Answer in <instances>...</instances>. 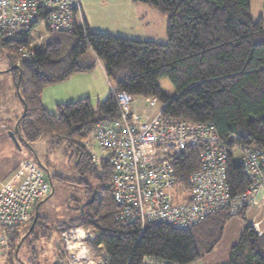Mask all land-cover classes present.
Listing matches in <instances>:
<instances>
[{
	"label": "trees",
	"instance_id": "16d2710c",
	"mask_svg": "<svg viewBox=\"0 0 264 264\" xmlns=\"http://www.w3.org/2000/svg\"><path fill=\"white\" fill-rule=\"evenodd\" d=\"M132 1L166 17V44L94 33L85 24L70 34H52L48 42L32 50L30 59L17 65L19 49L28 44L30 31L42 18L14 37L0 33V48L8 50L13 86L26 111L17 119L18 133L26 145L46 135L53 139L54 146L64 142L74 151V170L81 180L70 183L85 189V201L78 206V217L58 225L57 233L73 228L91 231V250L103 252V264H142L143 257L165 264H192L211 254L222 239L226 223L233 217H243L252 205L234 214L228 210L216 212L191 230L160 223L143 228L138 223L124 225L109 189L112 155L102 153L95 163L86 146L88 135L95 125L118 120L113 93L156 99L163 105L161 115L170 121L214 125L229 156L225 180L228 192L232 197L240 195L248 179L234 162V147L240 151L238 161L245 146L264 153V23L253 21L249 0ZM87 52L92 53L94 61L82 58ZM95 62L103 66L110 83L107 99L96 106L86 98L59 103L54 114L44 108L45 86L63 82L75 73L89 72ZM160 78L172 84L174 98L162 93L157 83ZM202 152L199 144L188 146L176 161L174 169L182 190L187 188L190 174L198 169ZM33 216L31 212L29 224ZM45 222L38 214L27 237H32L31 242L38 240V233L40 238L46 237L44 232H36L45 227ZM19 228L13 231L7 253L10 256L23 236ZM228 264H264V235H258L253 226H245L239 242L230 250Z\"/></svg>",
	"mask_w": 264,
	"mask_h": 264
},
{
	"label": "built area",
	"instance_id": "2783aa9c",
	"mask_svg": "<svg viewBox=\"0 0 264 264\" xmlns=\"http://www.w3.org/2000/svg\"><path fill=\"white\" fill-rule=\"evenodd\" d=\"M74 9H79L76 0H0V33L7 37L22 34L39 18L52 33H70L75 26ZM19 51L22 57L32 56L30 49L22 47ZM114 101L118 120L95 125L86 146L112 155L109 189L124 225L138 223L143 228L160 223L191 230L216 212L234 214L254 205L264 193L262 151L241 148L237 164L248 185L243 193L232 197L225 182L229 156L212 123L191 125L170 121L161 114L145 123L132 113L129 94L115 93ZM198 144L203 148L199 167L182 190L174 165L186 147ZM99 159L93 155L95 163ZM19 171L25 176L17 188L0 185V250L4 253L11 249L14 229L30 221L34 206L50 191L49 182L35 163L24 161ZM59 241L67 264H103L91 250V231H63ZM143 264H150L149 259L145 257Z\"/></svg>",
	"mask_w": 264,
	"mask_h": 264
},
{
	"label": "rangeland",
	"instance_id": "374dc122",
	"mask_svg": "<svg viewBox=\"0 0 264 264\" xmlns=\"http://www.w3.org/2000/svg\"><path fill=\"white\" fill-rule=\"evenodd\" d=\"M263 1L264 0H249L250 14L253 21L262 20L264 23ZM76 2L79 4V9H74L73 11L72 19L75 26L70 33H72L77 26L82 28L86 24L82 19L83 10L84 16L88 18L87 21L89 22V26L95 31H111L110 33L116 31L121 35L126 34L120 37H130L129 39L136 41H154L160 44L167 43V19L148 5L134 3L132 0H76ZM128 7H131V9H128ZM117 12H120L121 15H124V12H126V15H128L130 19L129 21L133 22L134 26L130 22H123L122 19L115 22L113 18H110L112 13ZM114 25H116L115 28H113ZM90 32L94 31L90 30ZM52 34L57 33L48 31L44 21L39 22V24L30 31L28 44L24 48L32 51L48 42ZM7 53L8 50L0 48V185H5L3 182L9 180V177L12 175V169H15V175L18 169H20V164L22 162L30 161L35 163L43 172L45 179L50 184V191L46 197L39 201L37 208V214L45 218L46 222L45 227L42 230L36 229V232L42 231L46 237L40 238L41 234L38 233V240L31 242L32 237L27 238V236V239H24L17 251L16 256L15 253L10 256L0 250V264H58L59 260L57 253L61 252L62 256L63 254L62 246L59 241V233L56 232V227L58 225H66L70 220L78 217L79 211L77 209L78 206L80 207V205L84 204L85 189L71 184L79 183L81 176L74 170L76 164L74 151L67 149V145L64 142L54 146L53 139H51L50 136L44 135L31 145H26L20 141L18 148L8 136V132L13 130L17 118L23 114L24 110L23 103L18 96H16V91L13 86V80L9 72L13 64L9 60ZM20 53L21 55L17 65L20 64V61H27L30 59V57H22V51H20ZM82 58L87 62L94 61L91 52H87ZM97 64L103 67L100 63L95 62L94 66H96L97 70H100ZM93 72L94 70L90 71L92 75ZM102 76L104 78L103 72ZM65 81L64 83L67 84H62L63 82H60L50 86L52 88H49V85L43 88L42 104L48 112L54 114L55 106L57 105L54 104L51 97H49V89H66L65 87L67 85L74 83L72 82L74 80H67L69 82ZM93 83L95 87L99 86L96 79H93ZM103 83L107 89L103 99H95L92 85L87 83V90L81 86V91L76 93L74 100H72L73 97L69 96L70 93L64 95L63 98L65 101L62 104L82 99L80 96L83 95V98L88 99L90 103H92V106H96L98 102L107 99L110 94V83L107 84L104 79ZM157 83L164 95L169 98H174L175 90L167 78H160ZM81 84L82 82L79 83V85ZM63 91L65 92L66 90ZM114 94L115 93H113V95ZM130 105L132 112L144 121L158 115L163 108V105L156 99H146L136 96L132 97ZM92 153L98 157L102 156L98 149L93 148ZM239 156V149L234 147L233 159L235 163L238 162ZM22 174L25 176L24 172H22ZM58 178L63 179L64 183L59 181ZM263 195L264 193H260L258 198L260 199ZM257 203L259 204V201L255 204L257 205ZM33 213L32 210V214ZM253 224H256L261 231L260 233L264 235V208L261 207L256 209L250 206L244 211L243 217L231 218L224 227L220 243L211 254L204 259L197 260L196 263L228 264L231 248L239 242L245 226H253ZM30 226L31 224H29V222L25 225H21L18 230L19 234H26Z\"/></svg>",
	"mask_w": 264,
	"mask_h": 264
},
{
	"label": "crops",
	"instance_id": "0c3cea01",
	"mask_svg": "<svg viewBox=\"0 0 264 264\" xmlns=\"http://www.w3.org/2000/svg\"><path fill=\"white\" fill-rule=\"evenodd\" d=\"M132 7V6H131ZM131 7H128V9H131ZM110 18H113V20L116 22V21H119V20H123V22H130L131 24H133V26H134V23L133 22H131V21H129L130 19H129V17H128V15H126V12H124V15H121L120 14V12H117V13H112L111 14V16H110ZM82 19L86 22V24H87V26H88V28L90 29V30H93L94 32H99V33H109V34H113V35H117V36H122V35H126V34H120L119 32H116V31H114V32H112V33H110V32H102V31H95L94 29H92L90 26H89V22L87 21L88 20V18H87V16H84V11L82 10ZM116 27V25H114L113 26V28H115ZM126 37V36H125ZM131 37H133V38H135L134 36H131ZM130 38V37H129ZM97 65H99V64H97ZM99 67H100V70H97L96 69V66L93 68V70H94V72H93V75L90 73V71L89 72H83V73H75V74H73V75H71L72 77H69L67 80H74V81H72V82H74V83H71V85H67L65 88L66 89H49V97H51V99H52V101H53V103L54 104H59V103H63L65 100H64V95H68L69 93H70V95L69 96H71V97H73V99L72 100H74L75 99V97H76V93H78V92H80L81 91V86L83 87V88H85L86 89V84L87 83H90L91 85H92V88H93V93H94V95H95V99H97V100H100V99H103L104 98V96H105V94H106V92H107V89L105 88V86H104V83H103V79L107 82V84H109V81H107V78H106V75H105V73H104V71H103V69H102V67L99 65ZM92 71V70H91ZM97 71H98V73H97ZM102 72H103V74H104V78H103V76H102ZM93 79L95 80L96 79V81H97V83H98V87H95L94 86V83H93ZM65 81V82H69V81ZM80 82H82V84L81 85H79V83ZM62 84H67V83H64V81H63V83ZM50 86H53V85H49V88H52V87H50ZM99 88H100V90H99ZM109 89H111V87L109 88ZM63 90H66L65 92L63 91ZM87 90V89H86ZM110 92H111V90H109ZM78 97V96H77ZM80 97H84L83 95L82 96H80ZM92 104V103H91ZM133 114H135L134 112H132ZM135 116H137L136 114H135ZM142 122H145V123H148V122H150L153 118H151V119H148V120H142L139 116H137ZM18 119V118H17ZM17 122V121H16ZM16 124V123H15ZM15 126V125H14ZM14 129V128H13ZM11 131H13V130H11ZM100 158V157H99ZM12 169V168H11ZM14 171H15V169L13 170L12 169V171H11V176L9 177V180L5 183V182H3L5 185H8L10 188H17L21 183H22V181L24 180V175L22 174V172L21 171H19V169H18V172L14 175ZM2 182V181H1ZM257 202V201H256ZM254 208H256V209H259V208H264V196L263 197H261L260 198V200H259V204L257 203V205L256 204H254V205H252ZM35 210V206H34V208H33V211ZM253 227L258 231V232H261L260 230H259V228L257 227V225L256 224H253ZM23 237V236H22ZM21 237V238H22ZM100 249V248H99ZM93 253H94V255L95 256H97L98 258H100L102 261H103V263H104V260H103V256H102V254H103V252L102 251H99V254H97L96 252H94L93 251ZM62 254H63V256L61 255V252H59V253H57V257H58V260H59V262H58V264H67V262H66V259H65V255H64V253H63V251H62ZM144 258L145 257H143V260H142V264H143V262H144ZM146 258H148L149 259V261H150V264H165L163 261H161V260H156V259H154V258H151V257H146ZM192 264H197L196 262H193Z\"/></svg>",
	"mask_w": 264,
	"mask_h": 264
},
{
	"label": "water",
	"instance_id": "95a60500",
	"mask_svg": "<svg viewBox=\"0 0 264 264\" xmlns=\"http://www.w3.org/2000/svg\"><path fill=\"white\" fill-rule=\"evenodd\" d=\"M17 67V66H16ZM19 78H20V75L18 77V82L16 84V89L18 90L19 89ZM26 111L24 109L23 111V115L22 117L25 115ZM18 121L16 122L15 126H14V129L13 131L11 132H8V136L10 137L11 141L15 144L16 147L19 148V142L21 141L20 140V136H19V133H18ZM37 208H38V205L35 207V210H34V216H33V221L31 223V226L28 230V232L26 234L23 235V237L20 239L19 243L17 244V247H16V250H15V256L17 254V251L19 250L22 242L24 241V239L30 234V232L32 231V229L34 228L35 226V223H36V220H37Z\"/></svg>",
	"mask_w": 264,
	"mask_h": 264
},
{
	"label": "clouds",
	"instance_id": "9594fccd",
	"mask_svg": "<svg viewBox=\"0 0 264 264\" xmlns=\"http://www.w3.org/2000/svg\"><path fill=\"white\" fill-rule=\"evenodd\" d=\"M132 98V97H131ZM159 114H161V113H159ZM260 199H258L257 201H259ZM255 204V203H254ZM254 230H255V232L257 233V234H259V235H263V234H261L260 232H258L255 228H254ZM62 233V232H61ZM61 233H59V236H60V234Z\"/></svg>",
	"mask_w": 264,
	"mask_h": 264
},
{
	"label": "bare ground",
	"instance_id": "6f19581e",
	"mask_svg": "<svg viewBox=\"0 0 264 264\" xmlns=\"http://www.w3.org/2000/svg\"><path fill=\"white\" fill-rule=\"evenodd\" d=\"M170 119V118H169ZM215 128V127H214ZM217 134V133H216ZM245 147H247V146H245ZM249 147V146H248Z\"/></svg>",
	"mask_w": 264,
	"mask_h": 264
}]
</instances>
